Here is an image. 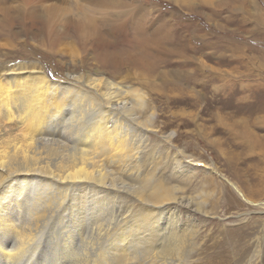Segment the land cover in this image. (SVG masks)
I'll list each match as a JSON object with an SVG mask.
<instances>
[{"label": "bare ground", "instance_id": "obj_1", "mask_svg": "<svg viewBox=\"0 0 264 264\" xmlns=\"http://www.w3.org/2000/svg\"><path fill=\"white\" fill-rule=\"evenodd\" d=\"M23 1L25 12L0 18V37L27 23L26 35L61 42L50 27L68 24L73 38L95 52L91 61L121 70L128 63L156 68L150 46H165L162 38L152 44L136 36L129 51L116 47L129 31L128 0H83L79 20L68 18L65 0ZM10 64H0V264H243L249 251L241 240L229 251L228 238L203 249L197 244L199 224L186 192L191 182L185 183L192 165L182 151L181 159L171 157L168 147L148 156V134L157 125L142 89L101 70L50 80L36 62ZM167 173L183 183L164 180ZM207 181L224 193L215 176ZM223 197L212 211L226 208Z\"/></svg>", "mask_w": 264, "mask_h": 264}, {"label": "rangeland", "instance_id": "obj_2", "mask_svg": "<svg viewBox=\"0 0 264 264\" xmlns=\"http://www.w3.org/2000/svg\"><path fill=\"white\" fill-rule=\"evenodd\" d=\"M128 1L129 31L116 47L129 51L136 36L152 44L161 40L156 37L162 38L165 46H150L156 59L153 73L143 67L137 70L130 63L124 70L95 64L90 60L95 52L78 43L69 25L60 27L61 23L50 27L55 37H62L61 42L40 33L32 38L26 35L27 23L25 30L21 23L15 24L10 37H0V64L33 61L50 80L101 70L114 82L142 89L151 105L148 114L155 112L157 125L148 134V156L153 150L155 153L168 147L171 157L181 159L185 153L189 158L184 162L192 165L190 181L186 179L185 183L191 182L186 192L199 224L197 244L203 249L204 245L213 246L228 238L229 251L233 242L241 240L242 247L249 251L243 264H247V258L253 259L249 264H264V0ZM80 2L83 0H65L62 7L70 11L68 18L79 20ZM24 3L0 0V18L7 11L8 18L17 17V12H25ZM121 11L125 9L117 10L114 16ZM136 25H142L140 33ZM34 27L32 31L38 32ZM100 29L116 42L104 25ZM167 135L172 138L168 143L164 140ZM250 136L255 140L251 141ZM257 144L263 150L259 151ZM178 176L167 173L163 178L182 184ZM209 176L225 186L223 194L217 185L208 183ZM221 197L226 208L212 211L218 209ZM204 203L202 211H197V205ZM260 250L258 258L255 253ZM199 257L192 256L191 260Z\"/></svg>", "mask_w": 264, "mask_h": 264}]
</instances>
